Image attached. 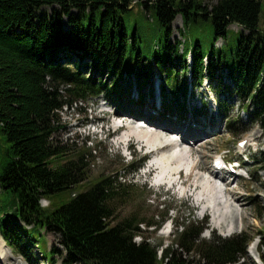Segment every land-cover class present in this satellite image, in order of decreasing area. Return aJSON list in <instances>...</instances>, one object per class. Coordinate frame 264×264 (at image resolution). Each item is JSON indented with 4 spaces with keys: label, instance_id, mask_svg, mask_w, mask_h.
Returning <instances> with one entry per match:
<instances>
[{
    "label": "trees",
    "instance_id": "trees-1",
    "mask_svg": "<svg viewBox=\"0 0 264 264\" xmlns=\"http://www.w3.org/2000/svg\"><path fill=\"white\" fill-rule=\"evenodd\" d=\"M262 10L261 0L212 7L203 0H0V235L12 252L39 264L35 249L49 232L60 247H51V257L43 253L47 264L57 257L64 264H195L187 259L193 253L206 264H248L246 233L206 240L205 228L183 223L161 256L160 246L136 242L141 226L154 224L135 214L114 224L126 183L106 176L84 189L87 155L66 149L56 134L65 106L122 88L88 77L80 68L88 65L138 82L141 98L142 86L160 72L166 107L174 111L186 104L189 78L196 86L207 79L222 109V93L244 96L243 110L264 124ZM179 15L184 41L173 44ZM232 25L249 34L232 35ZM67 192L70 202L50 211Z\"/></svg>",
    "mask_w": 264,
    "mask_h": 264
},
{
    "label": "rangeland",
    "instance_id": "rangeland-1",
    "mask_svg": "<svg viewBox=\"0 0 264 264\" xmlns=\"http://www.w3.org/2000/svg\"><path fill=\"white\" fill-rule=\"evenodd\" d=\"M203 1L209 7L219 2V0ZM261 2L263 10L259 28L264 32V0ZM46 10L50 12L51 8ZM146 15L151 19L149 12H146ZM183 30V19L179 15L172 24L170 42L176 44L177 40L184 41ZM237 32L249 34L244 28L232 25L230 33L233 35ZM204 34L207 35L206 32ZM190 37L194 40L196 38L194 35ZM224 43L223 39H219L216 46L220 48ZM81 65L84 66L85 62ZM80 68L83 73L96 81L100 79L111 87L118 84L122 85V88H117L119 94L105 91L97 97H89L85 101L73 102L65 106L59 113L61 126L56 138L69 151L85 152L87 155L85 164H89L86 171L88 180L84 184L86 186H83L84 189L98 178L106 176H114L113 179L120 178L119 181L126 183L129 193L124 198V202L117 206V218L114 224L133 214L148 223L152 221L153 227H149L148 224L141 226L142 237L136 238V242L141 243L145 239L153 246H160V256L163 249L176 241L175 233L178 228L181 230L183 223H195L207 228L201 235V238L206 240L211 239L214 234L230 238L246 233L250 246L247 248L245 260L248 264H260L256 257L260 254L264 255V246L261 243V236L264 237V124L259 120H252L248 111L243 110L244 103L248 104L246 98L239 96L233 99L226 93H222L221 99L224 100L222 109L209 81L204 80V84L196 86L189 78L185 110L175 112L163 106L159 98L141 102V86L139 87V83L133 79L125 77L120 80L109 72L95 73L91 65ZM180 71L182 72L181 68ZM163 77L164 75L157 71L153 78L162 79ZM225 80L227 84L230 83L228 79ZM150 81L151 79L142 87L144 96L149 95ZM161 83L165 84L164 81ZM153 95H155L154 92ZM202 102L207 105L203 107ZM140 112L144 120L149 119L146 126H143L144 121L135 123L132 119V117L140 116ZM152 120L162 125H169L173 129L169 135H165L168 138L173 136V131H180L178 136L171 137V140L179 141L183 138L182 132H185L187 127L195 132L183 139L189 159L188 164L186 163L188 171H185L189 177L182 174L180 179L179 174L174 171L171 172V176L177 178L174 184L156 183L157 173H148L151 163L148 161V155L146 156L153 147L146 141L144 149V145L138 141L132 148V153L127 151V146L121 139L127 129L134 127L152 133L154 132V127L150 124ZM121 125L125 128L120 133H115L113 127ZM197 135L200 137L199 141H196ZM241 140H247L248 146H252L248 150L249 161L245 163L242 161L243 171L247 173V177L228 180L227 187L234 190V198L230 197L229 203L220 200L213 205L208 202L206 193L199 188H194L192 183L199 182L201 178L215 183L206 169L211 167L216 155H223L232 161L237 160L240 157L241 149H238V143ZM156 155L158 156L154 152L151 158L155 159ZM74 193L78 192L71 191V194ZM65 194L61 199L54 201L50 211L70 202V192ZM48 205L49 201H42L43 207ZM221 214H224L223 217L220 216ZM51 246L60 247L58 237L45 232L38 240L39 248L35 249L37 263L47 264L43 262L42 257L43 253L51 257ZM259 246L260 252H258ZM174 248L176 249L177 246ZM1 251H3L2 255ZM5 255H7L6 259H4ZM0 259V264H28L22 256L14 254L6 246L1 235ZM187 259L195 264H206L196 253ZM55 264L64 263L57 257Z\"/></svg>",
    "mask_w": 264,
    "mask_h": 264
},
{
    "label": "bare ground",
    "instance_id": "bare-ground-1",
    "mask_svg": "<svg viewBox=\"0 0 264 264\" xmlns=\"http://www.w3.org/2000/svg\"><path fill=\"white\" fill-rule=\"evenodd\" d=\"M148 121L149 119H147V122ZM150 124L151 126L154 127V129L152 128L154 132L151 133L147 130H138L137 128L131 127V128H128L125 134L122 136L121 138L123 140L122 142L132 150L134 145L138 141H141V140H138L141 137L143 141L144 142L147 141L148 145L153 147V149L155 147H159L156 150V154H158V156L156 155L155 159L151 158L154 152L149 151L148 154H146V156L148 155V157H150L152 160L151 165L149 166V168L151 169H149L148 173H155V172L157 173L156 179H155L156 183L160 184L161 182V183H165L168 185L174 184L177 179L171 176V172H174V171L178 173L179 176L187 175V177H189L188 176L189 174L186 172L188 171L187 166H186L187 161H189L187 157L188 152H187V149L184 147L183 140L182 142H180L176 140H171L170 139L171 136H169L170 138L166 137L167 136L166 134L169 135V133H171V131L173 130L171 129L169 125H162L161 123H158L157 121H154V120H152ZM119 127L120 126H114L113 128L115 129L116 132H118L119 130H121ZM110 133H112V131ZM182 133H184V139H186V137L190 133L195 134L193 130H189V127H187L186 131L185 132L183 131ZM173 136H175V133H173ZM199 139L200 137L197 135L196 141H199ZM217 177H218L217 174H212L210 176V178L213 179L215 183H212L210 181H207L201 178L199 179V182L197 183L194 182L195 181L194 180L193 181L194 183H192V185L194 188H199L202 191H204L207 195L208 202L212 203L213 205L217 204L218 201L220 202V200H223L226 203H229L230 197L234 198V190L227 187L228 186L227 179L219 181ZM223 215L224 214H221L220 216L223 217ZM2 254H3V251H1V255ZM6 258H7V255H5L4 259Z\"/></svg>",
    "mask_w": 264,
    "mask_h": 264
}]
</instances>
